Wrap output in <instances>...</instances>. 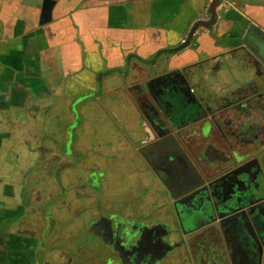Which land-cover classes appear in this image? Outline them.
Returning a JSON list of instances; mask_svg holds the SVG:
<instances>
[{
	"label": "flooded vegetation",
	"instance_id": "flooded-vegetation-1",
	"mask_svg": "<svg viewBox=\"0 0 264 264\" xmlns=\"http://www.w3.org/2000/svg\"><path fill=\"white\" fill-rule=\"evenodd\" d=\"M254 54L62 90L20 111L0 145V264H264V58ZM245 57L256 82H209ZM108 92L130 98L105 103Z\"/></svg>",
	"mask_w": 264,
	"mask_h": 264
},
{
	"label": "crops",
	"instance_id": "crops-1",
	"mask_svg": "<svg viewBox=\"0 0 264 264\" xmlns=\"http://www.w3.org/2000/svg\"><path fill=\"white\" fill-rule=\"evenodd\" d=\"M209 2L55 0L42 8L24 0H0V145L16 132L19 112L33 115L34 104L43 107L50 94L109 91L199 57L252 59L254 47L264 56V0H229L214 27L198 30L196 47L177 51L193 23L209 16ZM251 59L233 61L239 65L233 74L219 66L209 82H256Z\"/></svg>",
	"mask_w": 264,
	"mask_h": 264
},
{
	"label": "water",
	"instance_id": "water-1",
	"mask_svg": "<svg viewBox=\"0 0 264 264\" xmlns=\"http://www.w3.org/2000/svg\"><path fill=\"white\" fill-rule=\"evenodd\" d=\"M55 0H24V3L27 4H31V5H35L38 7H42L45 8L48 3L53 2ZM223 0H211L209 3V7H208V11L210 13V17L203 19L200 18L198 20H196L189 32L188 35V40L186 42L181 43L179 46H177L175 49L177 51L182 50L183 48L187 47L190 43V38L192 37V35L194 34L195 30L200 26L203 25L205 27H211L212 25H214L217 20H218V11H217V6L222 2ZM243 40L248 42L246 40L245 37H243ZM250 44V43H248ZM262 47L264 48V42H262ZM255 51L262 57L264 58V56L260 53V51H258L255 47H254ZM1 119V118H0Z\"/></svg>",
	"mask_w": 264,
	"mask_h": 264
},
{
	"label": "rangeland",
	"instance_id": "rangeland-1",
	"mask_svg": "<svg viewBox=\"0 0 264 264\" xmlns=\"http://www.w3.org/2000/svg\"><path fill=\"white\" fill-rule=\"evenodd\" d=\"M241 65V64H240ZM234 66V68H238L239 67V65H237V64H234L233 65ZM257 71V70H256ZM106 96L105 97H103V98H105V100L106 101H104L105 103H109V98H116V97H118V95H119V97L120 98H124V99H126V100H128L129 98H130V96L129 95H122L121 93L120 94H118L117 92H108L107 94H105ZM118 97V98H119Z\"/></svg>",
	"mask_w": 264,
	"mask_h": 264
},
{
	"label": "built area",
	"instance_id": "built-area-1",
	"mask_svg": "<svg viewBox=\"0 0 264 264\" xmlns=\"http://www.w3.org/2000/svg\"><path fill=\"white\" fill-rule=\"evenodd\" d=\"M229 3V0H223L218 6H217V11L220 13L226 5Z\"/></svg>",
	"mask_w": 264,
	"mask_h": 264
}]
</instances>
